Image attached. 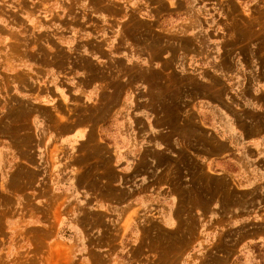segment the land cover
Segmentation results:
<instances>
[{
    "label": "rangeland",
    "instance_id": "374dc122",
    "mask_svg": "<svg viewBox=\"0 0 264 264\" xmlns=\"http://www.w3.org/2000/svg\"><path fill=\"white\" fill-rule=\"evenodd\" d=\"M246 131L264 0H0V264H264V181L206 165Z\"/></svg>",
    "mask_w": 264,
    "mask_h": 264
},
{
    "label": "crops",
    "instance_id": "0c3cea01",
    "mask_svg": "<svg viewBox=\"0 0 264 264\" xmlns=\"http://www.w3.org/2000/svg\"><path fill=\"white\" fill-rule=\"evenodd\" d=\"M52 72V70L46 69V73ZM54 73V72H53ZM51 78L56 79L57 81L63 82L67 84L69 87H71L72 94L75 96L82 95L83 93L85 95H96L99 92V87L93 83H89V81H84V77L80 73H72V74H63V73H54L51 74ZM52 102L46 100L42 102V105H46L48 107H52ZM64 125L66 128H68L70 133L64 134V136L61 137V140L64 143H79L85 140L86 136L90 132L91 129H88L84 126V123L81 121L75 122V121H67L64 122ZM246 140H244V146L247 149H256L258 152L255 153V158L251 159L250 161H242L241 159H235L229 151L228 146H223L222 148L226 150V152L223 154H230L224 157L223 159H211L206 161V165L212 169L214 166H221L224 168H227V165L229 166V169H231V174L234 176V182L240 183L241 185H255L256 183L260 181H264V135L255 136L254 133L246 131L245 133ZM241 137V136H240ZM239 139V136L236 134V140ZM238 141V140H237ZM240 142H242V139H240ZM236 146V145H235ZM237 149L235 150V152ZM253 153V151H252ZM223 157V156H222ZM227 160H234L235 163L228 164ZM227 171V170H226ZM225 172V171H224ZM71 172H69L70 174ZM238 185V184H237ZM248 185V186H249ZM248 186L246 187H239L241 190H247ZM169 188H158V191L155 190V192L159 193H167ZM261 245L264 247V240H251L247 243L248 246L253 245Z\"/></svg>",
    "mask_w": 264,
    "mask_h": 264
}]
</instances>
